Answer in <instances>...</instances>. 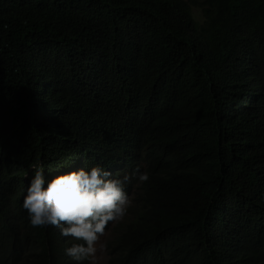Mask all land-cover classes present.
Segmentation results:
<instances>
[{
	"label": "trees",
	"instance_id": "trees-1",
	"mask_svg": "<svg viewBox=\"0 0 264 264\" xmlns=\"http://www.w3.org/2000/svg\"><path fill=\"white\" fill-rule=\"evenodd\" d=\"M7 128L0 264H76L22 205L35 170L94 166L150 176L108 264H264V0H0Z\"/></svg>",
	"mask_w": 264,
	"mask_h": 264
},
{
	"label": "clouds",
	"instance_id": "clouds-1",
	"mask_svg": "<svg viewBox=\"0 0 264 264\" xmlns=\"http://www.w3.org/2000/svg\"><path fill=\"white\" fill-rule=\"evenodd\" d=\"M5 132L8 140L0 150V165L18 161L17 153L12 151L15 139L8 128ZM132 178L142 184L150 176L137 169L131 177L124 175L117 179L112 178L111 172L94 166L46 181L43 170L37 169L27 187L22 207L28 213L32 228L55 227L62 236L75 241L65 249V255L76 264H98L99 257L106 251L101 238L106 235L108 225L121 222L132 206L124 188Z\"/></svg>",
	"mask_w": 264,
	"mask_h": 264
},
{
	"label": "rangeland",
	"instance_id": "rangeland-1",
	"mask_svg": "<svg viewBox=\"0 0 264 264\" xmlns=\"http://www.w3.org/2000/svg\"><path fill=\"white\" fill-rule=\"evenodd\" d=\"M192 15L198 24L203 23V17L199 8L191 6ZM112 240V235L107 232L104 237L101 238V243L106 247V251L99 257L98 264H108V242Z\"/></svg>",
	"mask_w": 264,
	"mask_h": 264
}]
</instances>
